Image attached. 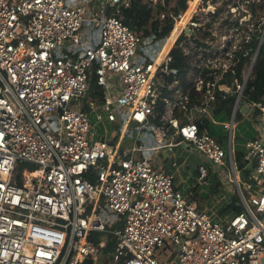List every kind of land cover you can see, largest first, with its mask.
I'll return each mask as SVG.
<instances>
[{"label": "built area", "instance_id": "2783aa9c", "mask_svg": "<svg viewBox=\"0 0 264 264\" xmlns=\"http://www.w3.org/2000/svg\"><path fill=\"white\" fill-rule=\"evenodd\" d=\"M129 5L0 0V264L95 263L109 239L94 241V233L116 239L123 264H264V97L253 100L249 86L264 54V0H186L159 39L142 38L121 21ZM91 76L102 101L84 111ZM228 99L225 149L200 124ZM243 99L256 131L241 157L250 165L248 181L237 176L231 150ZM116 121L123 133L134 125L141 145L132 141L130 154L109 138ZM168 135L228 177L240 212L215 222L153 167L146 151L165 146ZM137 151L142 157L132 155ZM19 163L31 171L30 186L15 178ZM208 168L198 166L200 179Z\"/></svg>", "mask_w": 264, "mask_h": 264}, {"label": "crops", "instance_id": "0c3cea01", "mask_svg": "<svg viewBox=\"0 0 264 264\" xmlns=\"http://www.w3.org/2000/svg\"><path fill=\"white\" fill-rule=\"evenodd\" d=\"M243 100H241L238 110L234 113V129L231 137L232 158L235 163L236 174L241 179V174L244 173V175L247 176L248 170L250 169V165H246L245 162L241 161L242 152L244 150V142L247 139L252 138L256 133L255 124H253L252 120L253 117L248 112L245 103L242 104ZM229 101L230 102L228 104L225 101L222 103V106L218 109V111H215L213 118L209 122L205 121L204 123L201 121L204 124H200L221 143L223 138L229 139L228 132L223 127L224 123L230 118L232 112V106L230 104L231 100L229 99ZM243 106H245V109L241 112V107ZM220 116H223V119L217 120ZM237 116H242L244 119H247L241 120L237 123ZM152 122L157 124L156 120H153ZM133 128L134 125H130L128 132L123 133L121 132L123 124L120 121H116L112 125L109 138L112 136L114 143L120 144V152L130 154L128 151L132 146V141H134L133 145L135 147H139L141 145V143L136 140V134L133 135V132H131L133 131ZM235 130L239 133V139H235V137H233ZM93 131L97 136H100L102 132L101 129L96 128H93ZM159 138L158 135H156L154 140H151L156 143V140ZM163 145L165 146L155 149L154 152L146 151L150 156L153 167L168 172L173 177L175 188L181 190L186 199L196 206L197 209L208 212L212 218L215 216V222L224 223L228 221V219L236 213L232 208L224 211L227 207L231 206L232 200L235 198L237 200L236 206H241L239 198H237L236 195L233 193L232 195L225 193V184H227V186H230L231 184L227 181L228 177L220 176L216 170H212L211 165L205 156L198 153L194 149H189L186 145L182 144L180 138L178 137L173 138V136L168 135L166 137V142L163 143ZM142 152L143 151H137L132 155L140 158L143 155ZM205 162H207L209 168L207 169L206 175L200 179L198 166ZM231 189L234 190L235 188L231 187ZM216 214L219 215L218 218L216 217Z\"/></svg>", "mask_w": 264, "mask_h": 264}, {"label": "trees", "instance_id": "16d2710c", "mask_svg": "<svg viewBox=\"0 0 264 264\" xmlns=\"http://www.w3.org/2000/svg\"><path fill=\"white\" fill-rule=\"evenodd\" d=\"M169 1L170 0H164L163 3L153 5L144 3L141 0H130L129 7L120 9L119 17L125 25H127L135 33L139 34L140 37L143 38L153 34L156 39H159L165 37L173 26L174 19L172 17L167 15H164L165 17L163 19H160L159 17L160 14H163L166 11ZM185 7L186 0H176L173 11L174 13H177L178 11L184 10ZM171 55L175 58L176 67L181 69L184 62V59L181 56L182 54L177 48H174L171 51ZM162 80L166 86L172 83L171 76L164 75ZM90 81L91 86L82 105V109L84 111H88L89 103L93 99L102 101L101 89L96 84L94 76H91ZM249 86H252L253 88L251 95L253 100L258 101L264 97V54H261L256 64L254 76ZM229 102L230 101L228 99L226 103L228 104ZM200 130H202L201 125ZM236 202L237 200L234 198L231 206L227 207L224 211L232 208L235 212H240L242 208L241 206H236ZM119 225H115V227H119ZM103 237L108 238L109 240L108 246L102 250L99 255V264H123L125 256H123V254L118 250L117 241L112 235L106 233H94L92 234L91 239L99 241ZM85 264H93V262L87 261Z\"/></svg>", "mask_w": 264, "mask_h": 264}, {"label": "rangeland", "instance_id": "374dc122", "mask_svg": "<svg viewBox=\"0 0 264 264\" xmlns=\"http://www.w3.org/2000/svg\"><path fill=\"white\" fill-rule=\"evenodd\" d=\"M175 2H176V0H170L169 1V3H168V5H167V8H166V11L164 12L167 16H170V14H172V15H176L177 13H179L180 11H178L177 13H174V11H173V8H174V6H175ZM65 44V43H64ZM63 44V45H64ZM223 119V116L221 117H218L217 118V120H222ZM245 119H247V118H245ZM244 119V117H242V116H237L236 117V122L237 123H239V121H241V120H245ZM98 129V128H97ZM106 130H108V133H110V131H111V128L110 127H107V129ZM101 133H104V131L102 130V132ZM226 134V133H225ZM227 137V136H226ZM233 137H235V139H239V133L238 132H236V130L234 131V136ZM223 139H224V141H223ZM222 139V145L225 147V149H227L228 148V138H223ZM243 148V147H242ZM21 168V166L19 167V169ZM241 177H242V180L243 181H248L249 180V178H251V177H253L251 174H249V173H247V176H245L244 175V173L243 174H241ZM231 187H233V188H235L234 187V185L231 183L230 184V186H227V184H225V186H224V188H225V193H228V194H230V195H232V193L234 194V195H236L237 196V198H238V193H237V191L234 189H231ZM235 192V193H234ZM243 192H244V194H245V196L246 197H248V193L243 189ZM248 199V198H247ZM210 212V211H209ZM221 212H222V210H221ZM218 214H216V217L218 218ZM212 218V217H211ZM213 220H216L215 219V216L212 218ZM118 248V247H117ZM87 261H89V260H86L85 262H87ZM99 261H100V257L98 258V261L97 262H95V263H93V264H99ZM85 262H84V264H85ZM92 262V261H91Z\"/></svg>", "mask_w": 264, "mask_h": 264}, {"label": "bare ground", "instance_id": "6f19581e", "mask_svg": "<svg viewBox=\"0 0 264 264\" xmlns=\"http://www.w3.org/2000/svg\"><path fill=\"white\" fill-rule=\"evenodd\" d=\"M193 6V3L190 4L189 8H192ZM190 10V9H189ZM189 12V11H188ZM188 13H186L182 20L180 21H177V23L175 24V27L173 29V33L172 35L165 41V45H164V52L167 51V49L169 48L171 42H172V38H173V35L176 33L177 30H179V28L184 24L185 20H186V17H187ZM163 52V53H164ZM162 53V55H163ZM161 55V56H162ZM160 56V58H161ZM21 166V168L19 169V167ZM28 166L24 163H19L18 164V170L16 172V175H15V178H20L19 179V183L20 184H23V185H27V186H30L29 182H28V176L30 175L31 171L27 168Z\"/></svg>", "mask_w": 264, "mask_h": 264}, {"label": "water", "instance_id": "95a60500", "mask_svg": "<svg viewBox=\"0 0 264 264\" xmlns=\"http://www.w3.org/2000/svg\"><path fill=\"white\" fill-rule=\"evenodd\" d=\"M244 103H245V101L243 100V101H242V104H244ZM244 109H245V106L241 107V112H243ZM237 205H239V204H237Z\"/></svg>", "mask_w": 264, "mask_h": 264}]
</instances>
